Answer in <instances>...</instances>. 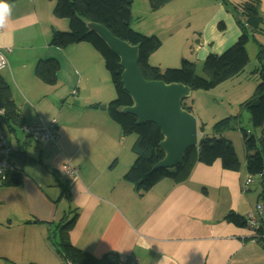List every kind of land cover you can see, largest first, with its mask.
Instances as JSON below:
<instances>
[{
    "label": "crops",
    "instance_id": "1",
    "mask_svg": "<svg viewBox=\"0 0 264 264\" xmlns=\"http://www.w3.org/2000/svg\"><path fill=\"white\" fill-rule=\"evenodd\" d=\"M230 1H258L263 9V0ZM12 5L9 22L0 28V50L8 63L0 80L8 85L24 124L55 121L57 137L54 144L32 139V146L19 130L12 136L0 127V135L5 133L11 145L10 136L21 134L23 140L16 138L12 146L17 151L21 146L27 153L24 164L20 154L16 155L25 174L22 183L5 186L0 193L1 207L6 209L0 227L8 232V238L0 242V260L6 264H66L54 247L57 226L64 216L65 222L76 216L70 243L115 263L264 264L256 231L247 223L240 228L225 220L234 213L247 221L250 212L245 218L235 206L220 207L224 191L233 195L241 186L242 174L223 170L219 161L210 166L197 163L185 181L166 179L146 193L139 192L124 180L136 159L132 148L137 138L124 137L107 109L100 108L113 101L115 94L101 92L100 84L95 87L98 79L91 84L86 74L96 56L82 43L64 49L50 45L54 32L68 30L65 19L52 15L53 1L18 0ZM231 22L234 28L229 38L218 33L219 38H227L220 42L224 47L213 51L212 44L203 48L199 44L195 48L200 47L198 58L219 55L237 41L241 31L234 19ZM49 59L60 66L53 86L34 74L36 65ZM188 99L185 106H189ZM199 134L205 132L199 130ZM66 163L77 169L75 177L64 174ZM249 190L250 186L245 193ZM258 201L259 197L256 206Z\"/></svg>",
    "mask_w": 264,
    "mask_h": 264
},
{
    "label": "trees",
    "instance_id": "2",
    "mask_svg": "<svg viewBox=\"0 0 264 264\" xmlns=\"http://www.w3.org/2000/svg\"><path fill=\"white\" fill-rule=\"evenodd\" d=\"M18 0H7L10 4ZM54 2L52 15L56 19L68 21V31H56L52 34L50 45L64 49L71 45L88 43L100 55L105 64L116 98L107 104L109 119L121 130L124 137L134 135L137 139L132 151L136 159L124 176V180L142 193L148 192L157 183L163 180L183 182L187 179L191 170L197 163L206 166L219 161L225 171L238 172L240 162L231 142L222 137L225 132L239 129L241 113L246 111L250 117L253 130L259 133L247 132L240 128L242 142L245 149V168L250 176H258L261 179L260 202L264 205V65L262 51L258 54L261 68L257 71L259 84L251 98L240 105V112L231 117L216 122L211 135H202L195 148L185 152L183 161L174 169H156L154 166L164 158V153L159 147L163 140L160 129L151 123L137 124V119L129 114L121 113L122 108L132 106L130 96L124 91L121 82L122 69L119 66V58L116 57L107 46L95 34L90 32V23L104 26L114 37L127 42L131 46L138 47V69L142 77L147 81H162L165 84H181L191 91L210 90L216 86L238 77L248 63L246 44L248 37L245 30L256 32L261 29L264 22L255 1H247L237 6L242 34L237 42L221 55H209L206 57L203 67V76H198L194 63L182 60L178 69L160 70L149 65V57L161 46L155 36H145L134 31L131 26V7L133 0H51ZM150 11L156 12L164 8L172 0H147ZM59 63L54 59L39 62L34 74L38 80L47 85L56 84V76L59 71ZM0 99L3 105L2 125L10 135L14 136L16 130L25 123L11 100L10 89L0 80ZM182 108L192 112L190 106ZM200 132H205L204 125L199 127ZM16 150L20 154L24 164L26 152ZM23 171L12 176L7 186H19L22 183ZM242 186V185H241ZM65 217L57 226V240L54 242L55 250L66 264H119L112 262L108 256L96 258L95 256L75 248L69 239V232L73 228L76 216L65 222ZM228 223L244 228L247 227L244 218L230 213L225 217ZM256 237L264 249V241Z\"/></svg>",
    "mask_w": 264,
    "mask_h": 264
},
{
    "label": "rangeland",
    "instance_id": "3",
    "mask_svg": "<svg viewBox=\"0 0 264 264\" xmlns=\"http://www.w3.org/2000/svg\"><path fill=\"white\" fill-rule=\"evenodd\" d=\"M242 2L231 3L230 0H172L161 10L152 12L147 0H133L130 26L140 34L155 36L159 39L161 47L149 57L148 63L150 66L159 68L158 65L160 64L162 67L159 69L162 71L165 69H178L181 67L182 59H184L194 62L197 75L202 77V67L206 57L214 54L208 53L206 56L198 58V49L209 44H212L213 51L217 47L222 49L224 46L220 42L229 38L234 28L231 22L233 19L242 34V27L239 23L243 22V18L238 15L239 11L237 9L238 4ZM256 3L264 19V0L263 9L259 6L260 3L258 1ZM66 22L68 24L67 20ZM243 31L249 39L245 46L248 63L244 71L238 77L228 80L213 89L192 91L189 101H187V104L192 107L194 115L198 118V125H204L205 135L207 136L211 135L212 128L216 122L237 115L240 112V105L252 97L259 84L257 71L261 68V64L258 61V54L262 51V56L264 57V22L261 25V29L255 33L248 29H243ZM218 33L226 34L227 38H219L220 35ZM205 36L206 39H204ZM82 44L89 48L97 58V61L92 60L90 62L86 71V74L91 76V84L98 79L95 87L100 84L101 92L106 93V91H109L111 94H115L103 59L90 44ZM199 44L200 47L195 50ZM234 44L225 48L219 55L223 54ZM161 60H164L165 64H162ZM262 64L264 65V58ZM115 98L116 94L114 95ZM249 118V114L246 111L242 112L240 127L246 131L258 134L259 130H253ZM0 127H2L1 118ZM10 137L13 146L16 145V138L23 140L22 135L19 133H17L16 138ZM224 138L232 143L240 162V170L236 174L241 173L244 181L250 177L252 183L247 193L241 192V186L236 189L233 195L226 194L224 191L225 198L224 200L220 199V207L228 210L235 206L238 208L240 215L246 218L247 214L256 208V202L261 193V179L258 176H250L246 172L244 162L245 149L242 144L241 132L239 130L230 131L224 134ZM27 141L32 146L35 145L32 139L28 138ZM101 147V144L97 146L98 149H101ZM216 163L220 165L219 162ZM24 175L22 176L24 177ZM61 183L64 184L65 181L62 180ZM3 188L5 186H0V193L4 190ZM48 192L53 193L51 190H48ZM1 206L0 204V221H3L6 217V209ZM7 238L8 232L0 227V242ZM0 264H6V262L0 260Z\"/></svg>",
    "mask_w": 264,
    "mask_h": 264
},
{
    "label": "water",
    "instance_id": "4",
    "mask_svg": "<svg viewBox=\"0 0 264 264\" xmlns=\"http://www.w3.org/2000/svg\"><path fill=\"white\" fill-rule=\"evenodd\" d=\"M107 48L119 58L122 69L121 82L124 91L132 99V106L122 108L121 113L137 119V124L156 125L163 137L159 147L164 158L154 166L156 169H174L183 161L187 150L197 147L201 137L195 116L182 108V103L191 94V89L181 84H165L162 81L145 80L139 69L138 47L114 37L100 24H87ZM95 109L99 106L95 105ZM106 110L107 106H101ZM3 105L0 99V110ZM19 170L23 165L17 158Z\"/></svg>",
    "mask_w": 264,
    "mask_h": 264
},
{
    "label": "built area",
    "instance_id": "5",
    "mask_svg": "<svg viewBox=\"0 0 264 264\" xmlns=\"http://www.w3.org/2000/svg\"><path fill=\"white\" fill-rule=\"evenodd\" d=\"M8 52V50H6ZM8 67L5 53L0 50V72ZM75 94V93H74ZM3 111H0V117H2ZM19 131L29 138L38 143L54 144L57 137V124L55 121L50 123L38 122L35 124H23ZM16 150L10 143V138L6 134L0 135V186H6L9 179L19 172V166L17 164ZM63 171L66 176L75 177L77 175V169L69 163L63 164ZM252 179L246 178L241 186V191L245 193ZM258 205H263L261 202ZM256 206L248 218L247 224L253 228L256 233H260L258 236L264 241V212Z\"/></svg>",
    "mask_w": 264,
    "mask_h": 264
},
{
    "label": "clouds",
    "instance_id": "6",
    "mask_svg": "<svg viewBox=\"0 0 264 264\" xmlns=\"http://www.w3.org/2000/svg\"><path fill=\"white\" fill-rule=\"evenodd\" d=\"M13 11V5L7 0H0V28H4L9 22ZM75 93V92H74ZM2 111V110H0ZM2 118V117H0ZM25 136V135H24ZM28 137V136H26ZM258 208L264 212V205H258Z\"/></svg>",
    "mask_w": 264,
    "mask_h": 264
}]
</instances>
